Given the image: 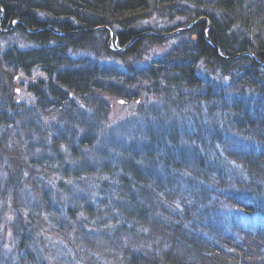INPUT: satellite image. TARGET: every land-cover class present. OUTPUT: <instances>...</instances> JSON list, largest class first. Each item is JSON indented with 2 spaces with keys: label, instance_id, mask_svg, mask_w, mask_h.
Listing matches in <instances>:
<instances>
[{
  "label": "trees",
  "instance_id": "16d2710c",
  "mask_svg": "<svg viewBox=\"0 0 264 264\" xmlns=\"http://www.w3.org/2000/svg\"><path fill=\"white\" fill-rule=\"evenodd\" d=\"M13 34L26 48L0 47V237L15 235L0 264L62 262L38 219L87 248L78 264H264V0H0ZM115 102L138 122L113 127Z\"/></svg>",
  "mask_w": 264,
  "mask_h": 264
},
{
  "label": "rangeland",
  "instance_id": "374dc122",
  "mask_svg": "<svg viewBox=\"0 0 264 264\" xmlns=\"http://www.w3.org/2000/svg\"><path fill=\"white\" fill-rule=\"evenodd\" d=\"M158 23L162 28H167L169 26H172L171 24L165 23L163 21H159ZM84 32H87V31H80V33H84ZM61 35H63V34H61ZM170 37H171V35H170ZM21 40L22 39L19 37L18 34L10 35L7 40H3L0 38V47L3 48L5 46H16L19 49L26 48V46L23 45V43H21ZM168 48H169L168 45H165L164 47L155 48L153 51V54H154L153 57H155V58L160 57L163 54V52H165ZM35 76L39 77V74H35ZM20 80H22V81H20ZM27 85H28V80L25 78H20V79L13 82L12 87L14 88V91H15V92L14 91L13 92L15 93L14 96H15L16 102L29 104V102L32 101L30 95L27 93ZM148 100H149V102L152 103V100H150V99H148ZM151 105L152 104L146 105V111H148L149 108L152 109ZM136 107H137L136 103L126 104L125 106L122 102L113 103L112 113L110 115V119H111L110 122H111V124H113V127H115L116 124H118V123L122 125V122H125L126 125H127V122L130 125H132L131 121H133V122H134V120L137 121L138 115L136 114V112H137ZM130 119H131V121H130ZM121 125L117 126V128H119L120 130H122ZM229 144L233 147V145L231 143H229ZM235 181L237 182V180H235ZM223 211L226 212V209ZM227 211H228V214L230 215L231 211L230 210H227ZM26 215H28V214H26ZM4 220H6V219L4 218ZM38 221L40 222L39 225H37V223L35 222V225H32V226H34L37 234H39V238H40L42 244H43V240H44V244H46V246L52 245L53 246L52 249L55 251V254L57 253L56 248H58L59 254H56V260H57V258L61 259L62 262H60V264H78V263H80L79 259H78L79 257L77 255H75V253H76V251H78L77 253H79L80 256L82 257L84 254H86L87 248L84 247L83 249H81L83 247L81 245V243L76 244L75 240L73 238H70V237H69L70 239L60 238V240L54 241L56 239V233H55L56 229L54 227H52V225L49 224V221H48V224L47 223L43 224V220H41V219L40 220L38 219ZM60 223H62L61 220H60ZM2 227L3 226H0V228H2ZM11 238L15 239V235H14V232H11L10 230H9V233L3 232L1 234L0 241L5 242V244H4L5 248L3 247L2 253H5L6 252L5 250L9 249L8 247H10L9 242L11 241ZM45 238H47V239H45ZM18 240H19V238H17V241ZM51 242H53V243H51ZM54 245L56 246V248ZM41 249L43 251V248H41ZM61 254L63 255V258H61L62 257ZM22 258L24 259L25 255H22ZM53 258H55V257H53ZM53 260L54 259H52V262H53ZM7 261H8L7 264H23L22 261L16 256H11V258L8 259Z\"/></svg>",
  "mask_w": 264,
  "mask_h": 264
},
{
  "label": "water",
  "instance_id": "95a60500",
  "mask_svg": "<svg viewBox=\"0 0 264 264\" xmlns=\"http://www.w3.org/2000/svg\"><path fill=\"white\" fill-rule=\"evenodd\" d=\"M198 22H199V21H198ZM196 23H197V22H196ZM196 23H195V24H196ZM195 24H194V25H195ZM192 26H193V25H192ZM186 29H188V28H186ZM186 29H180V30L175 31L174 33H176V32L178 33V32H181V31H183V30H186ZM68 34H70V33H68ZM72 34H73V33H72ZM146 34H150V33H144V34H141L140 36L136 37L132 42L136 41L137 39H139L140 37H142L143 35H146ZM172 34H173V33H170V34L164 35L163 37H168V36H170V35H172ZM111 36H112V35H111ZM111 38H112V37H111ZM205 38L208 39L206 35H205ZM132 42H131V43H132ZM110 43H112V40H111V39H110ZM131 43H130V44H131ZM130 44H129V45H130ZM129 45H128V46H129Z\"/></svg>",
  "mask_w": 264,
  "mask_h": 264
},
{
  "label": "bare ground",
  "instance_id": "6f19581e",
  "mask_svg": "<svg viewBox=\"0 0 264 264\" xmlns=\"http://www.w3.org/2000/svg\"><path fill=\"white\" fill-rule=\"evenodd\" d=\"M65 35H69V34H65Z\"/></svg>",
  "mask_w": 264,
  "mask_h": 264
}]
</instances>
